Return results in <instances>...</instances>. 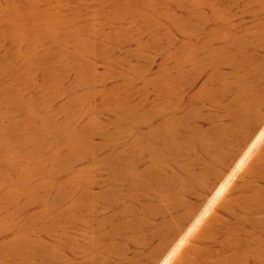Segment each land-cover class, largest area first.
<instances>
[{
	"label": "rangeland",
	"instance_id": "obj_1",
	"mask_svg": "<svg viewBox=\"0 0 264 264\" xmlns=\"http://www.w3.org/2000/svg\"><path fill=\"white\" fill-rule=\"evenodd\" d=\"M257 29L264 0H0V264H31L33 249L45 263L71 211L78 236L98 184L110 200L116 163L161 149L179 93L208 91L230 71L227 46ZM263 108L257 92L251 114Z\"/></svg>",
	"mask_w": 264,
	"mask_h": 264
},
{
	"label": "bare ground",
	"instance_id": "obj_2",
	"mask_svg": "<svg viewBox=\"0 0 264 264\" xmlns=\"http://www.w3.org/2000/svg\"><path fill=\"white\" fill-rule=\"evenodd\" d=\"M230 47V71L213 74L208 91L193 92L187 103L179 93L178 121L172 132L164 122L163 147L149 142L144 162L133 152L117 162L110 200L98 184L88 202L95 214L84 204L77 209L82 232L72 229L71 211L67 230L49 234L46 262L33 249L31 264H264V108L251 114L257 92L264 98V38L257 29ZM227 119L236 128L260 126L230 136ZM209 197L191 225L201 212L196 201Z\"/></svg>",
	"mask_w": 264,
	"mask_h": 264
}]
</instances>
